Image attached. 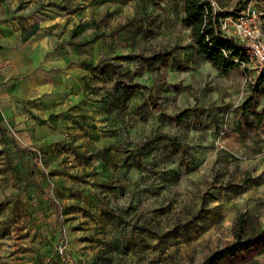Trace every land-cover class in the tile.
<instances>
[{"label":"rangeland","instance_id":"374dc122","mask_svg":"<svg viewBox=\"0 0 264 264\" xmlns=\"http://www.w3.org/2000/svg\"><path fill=\"white\" fill-rule=\"evenodd\" d=\"M34 1L37 20L60 11L55 45L73 49L60 60L98 70L96 87L111 69L114 95L127 99L99 106L90 141L67 130L50 169L2 137L0 264H206L235 240L240 215L264 227V128L248 129L242 108L255 63L206 62L182 26L183 0ZM212 1L255 7L264 38V0ZM74 12L79 28H65ZM236 264H264V250Z\"/></svg>","mask_w":264,"mask_h":264},{"label":"crops","instance_id":"0c3cea01","mask_svg":"<svg viewBox=\"0 0 264 264\" xmlns=\"http://www.w3.org/2000/svg\"><path fill=\"white\" fill-rule=\"evenodd\" d=\"M55 1L60 5V0ZM34 4V0H0V148L6 145L2 137L11 136V145L24 148L27 158L38 151L50 169L60 164L64 133L73 130L80 144L90 141L86 132L94 129L90 128L93 117L105 111L99 106L112 109L117 100L125 99V93L114 95L111 69L105 71V85L96 87L100 84L96 82L98 70L82 67L74 59L66 63L64 55L60 60V52L73 50L55 45V35L62 28L60 11L48 9L44 20H37ZM70 14L69 21L74 23L63 26L78 29L75 20L81 15ZM88 18L84 20L92 17ZM37 22L38 32L23 42V31ZM86 27L99 34L97 24L87 23ZM110 67L113 69L112 64Z\"/></svg>","mask_w":264,"mask_h":264},{"label":"trees","instance_id":"16d2710c","mask_svg":"<svg viewBox=\"0 0 264 264\" xmlns=\"http://www.w3.org/2000/svg\"><path fill=\"white\" fill-rule=\"evenodd\" d=\"M240 15L237 11H216L212 0H183L182 26L190 30L191 37L196 41L200 53L206 62L217 70H233L248 60L243 44L227 36L220 29L221 19L225 16ZM40 26L35 23L22 33V41H28L35 35ZM133 83L130 87H137ZM126 95V94H125ZM264 97V70L256 78L251 87L250 96L243 102V117L248 129L260 130L264 128V107L258 109L257 97ZM125 99H127L125 97ZM153 99V98H152ZM158 108L157 101H146L143 106ZM187 110L178 113L177 120L182 119ZM249 116H247V113ZM37 155V152H36ZM41 160V159H40ZM235 240L215 251L206 264H236L246 262L264 250V227L256 225L244 214L236 221L234 230Z\"/></svg>","mask_w":264,"mask_h":264},{"label":"built area","instance_id":"2783aa9c","mask_svg":"<svg viewBox=\"0 0 264 264\" xmlns=\"http://www.w3.org/2000/svg\"><path fill=\"white\" fill-rule=\"evenodd\" d=\"M258 11L249 7L238 17L221 19L220 29L245 47L248 62L255 63L259 73L264 70V38L257 22Z\"/></svg>","mask_w":264,"mask_h":264}]
</instances>
